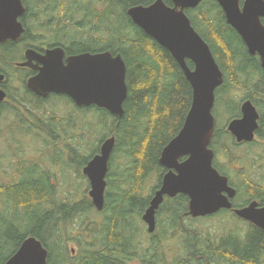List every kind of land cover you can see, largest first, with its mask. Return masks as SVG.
<instances>
[{"label":"trees","instance_id":"1","mask_svg":"<svg viewBox=\"0 0 264 264\" xmlns=\"http://www.w3.org/2000/svg\"><path fill=\"white\" fill-rule=\"evenodd\" d=\"M154 1L23 0L26 13L21 18L25 27L22 39L0 44V72L6 75L2 84L8 96L0 102V112H14L21 122L9 134L15 137L21 130L41 137L45 149L53 147L49 154L55 156L53 162L66 166L75 162L76 152L90 145L85 129L80 125L78 136L77 124L71 126L72 120L79 121V112L97 115L104 133L77 163L80 180H87L79 200L58 198L57 176L42 168L38 160H22L12 179L3 180L0 175V264L29 236L37 237L47 248V264H126L128 259L138 264H201L200 252L206 253L211 264L264 263V230L237 220L227 210L193 218L185 194L164 200L154 233L148 231L142 218L167 172L159 162L161 152L182 128L192 102V86L179 63L127 13L133 5ZM186 13L224 73L213 108L214 165L237 189L234 206L242 207L253 200L264 205V164L259 171L261 179L252 177L255 158L261 154L260 140L264 141V70L260 57L249 53L216 0H203L196 8H187ZM55 45L78 52L108 50L122 55L128 85L123 116L97 105L77 106L64 94L38 97L27 88L29 71L15 62L23 58L27 47ZM188 65L194 67L191 60ZM12 68L26 73L15 78ZM247 99L260 113L257 138L238 143L227 122L241 116V104ZM58 101L76 112L61 108ZM222 114L224 123L220 122ZM112 135L116 142L106 176L105 204L98 210L87 195L90 186L82 168ZM11 148L7 147L3 158L10 157Z\"/></svg>","mask_w":264,"mask_h":264},{"label":"water","instance_id":"2","mask_svg":"<svg viewBox=\"0 0 264 264\" xmlns=\"http://www.w3.org/2000/svg\"><path fill=\"white\" fill-rule=\"evenodd\" d=\"M202 1L155 0L127 10L135 24L170 51L192 86V102L184 124L161 152L159 162L167 172L142 216L149 232L156 229V213L166 196L187 195L189 213L200 217L233 208L232 199L237 194L229 176L214 165L216 154L211 147L216 127L213 113L216 89L224 83V73L209 44L186 13L187 8H196ZM216 1L249 53L260 57L264 70V0ZM25 13L23 0H0V43L22 38L25 27L20 18ZM25 57L17 65L38 70L27 80V87L38 96L64 94L79 106L97 105L113 115L123 116L128 85L127 65L121 54L107 50L66 57L65 49L58 46L45 53L28 48ZM188 60L193 62V68ZM5 79L6 75L0 72V83ZM6 98L7 92L0 86V102ZM241 113L228 122L227 129L239 143L253 141L260 113L250 99L242 102ZM115 142V135L106 138L100 152L83 167L90 183L89 196L98 210L104 208L106 176ZM235 213L264 230V206L257 200L236 208ZM47 261L48 250L42 241L29 236L4 264H47Z\"/></svg>","mask_w":264,"mask_h":264},{"label":"rangeland","instance_id":"3","mask_svg":"<svg viewBox=\"0 0 264 264\" xmlns=\"http://www.w3.org/2000/svg\"><path fill=\"white\" fill-rule=\"evenodd\" d=\"M11 73L16 78V75L23 76L26 72L20 69L12 68ZM58 104L60 105L61 108H64L66 106V104L63 101H58ZM66 109L68 111L76 112V110L73 109V107L66 106ZM78 118L79 121H77V123L75 120H72L71 123L73 124H71V126L73 128L75 124H77L75 126L77 127L75 131H77L76 133L79 136L80 125H81V127L84 128L86 131L85 136L88 139L90 145L85 144L86 146H83V149L85 148L84 153H82L83 149L81 151L76 152V156H74L73 158L75 162H71L70 164L66 165L67 166L66 167L65 164L63 163L53 162L55 156L51 158V156L49 155L53 153L52 152L53 147L49 149H45V144L41 137H37L34 134L28 135L21 130L19 131L17 130L14 134L15 137H12L9 134V131L14 130V128L17 127L18 124H20L21 122L14 115V112H9L6 110L0 112V129L3 130V132L0 133L1 134L0 156H2L0 175L4 177L3 180L12 179V177L17 175V170L20 167L22 160L25 161L38 160V163L42 168L49 169L52 173H54L57 176L55 182L57 185L58 198L62 200H67L68 198L70 200H75V199L79 200L83 196V191L86 189L87 180L85 178L80 180L81 177L77 170V163L78 161H81V157L83 155H87L88 153H90V151L94 149V147L97 145V139L100 138L104 133L103 132L104 128L102 127V125H100L97 115L93 113L79 112ZM224 121H225L224 115L222 114L220 118V122L224 123ZM61 126L62 123L58 127L59 130L61 129ZM8 139L10 140V142L8 141ZM260 142L262 144V148L259 150V154L260 153L261 154L255 158L256 168H254V173L252 175V177L255 180L261 179L258 176L260 172L263 171V164H264V141L260 140ZM60 143L62 144V142ZM8 146H12L10 150L11 155L9 158H3L5 154L7 155V152H5V150L7 149ZM245 149L246 147H244V150ZM16 152H18L17 156L15 155ZM82 173H83V168H82ZM262 181L264 182V179H262ZM87 195H89V192H87ZM215 225L218 228V224L216 223ZM169 254L172 255V252Z\"/></svg>","mask_w":264,"mask_h":264},{"label":"flooded vegetation","instance_id":"4","mask_svg":"<svg viewBox=\"0 0 264 264\" xmlns=\"http://www.w3.org/2000/svg\"><path fill=\"white\" fill-rule=\"evenodd\" d=\"M25 15V14H24ZM23 15V16H24ZM22 16V17H23ZM21 17V18H22ZM21 18H20V20H21ZM21 22H22V20H21ZM23 23V22H22ZM22 39V38H21ZM20 39V40H21ZM19 41V40H18ZM6 42V41H5ZM5 42H3V43H0V44H4ZM16 42V41H15ZM58 46H61V45H55V46H45L44 48H42V49H36V48H33V49H35V50H37L39 53H45V51L47 50V49H49V48H54V47H58ZM61 47H63L64 49H65V51H66V57H68V56H70V55H76V54H80V53H85V52H88V51H85V52H78V51H75V50H68L67 48H65L64 46H61ZM28 48H32V47H27L25 50H24V54H23V58L21 59V60H19V61H16L15 62V65L17 66V67H19V68H21V69H24V70H28L29 71V74H28V76H27V79H26V85H27V80H28V78L30 77V76H32V75H35L37 72H38V70H33V69H31V68H29V67H20V66H18L17 65V63H19V62H23V61H25L26 60V57H25V51L28 49ZM96 53V52H95ZM65 60H66V58H65ZM0 86L7 92V90L5 89V86H4V84H2V82L0 83ZM28 88V87H27ZM29 89V88H28ZM30 90V89H29ZM31 91V90H30ZM31 92H33V91H31ZM33 94H35L34 92H33ZM52 94H56V93H52ZM52 94H50V95H52ZM36 96H38L37 94H35ZM49 95V96H50ZM62 95V94H61ZM39 97V96H38ZM41 97V96H40ZM7 98H8V96H7ZM42 98H47V97H42ZM76 104V103H75ZM77 105V104H76ZM77 106H79V105H77ZM256 138H257V131H256V136H255V140H256ZM246 142V141H245ZM239 143V142H238ZM241 143H243V142H241ZM236 188V187H235ZM237 195V194H236ZM167 197H169V196H166L165 197V199L167 198ZM236 197V196H235ZM234 197V198H235ZM233 198V199H234ZM233 199H232V202H233ZM259 202V201H258ZM250 203V202H249ZM249 203L247 204V205H249ZM260 203V202H259ZM162 205V204H161ZM189 205V204H188ZM235 204L233 203V208H231V209H221V210H219L218 212H216V213H214V214H211V215H215V214H217V213H219L220 211H222V210H227L229 213H231L232 215H234L235 217H237V220H244V221H247V222H249V223H252V222H250V221H248V220H245V219H243V218H241V217H239L236 213H235V209L236 208H241V207H239V206H234ZM247 205H245V206H247ZM261 205V204H260ZM262 206H264V205H262ZM242 207H244V206H242ZM159 210V209H158ZM158 210H157V212H158ZM188 213H189V211H188ZM189 215L190 216H192L190 213H189ZM210 215V216H211ZM156 216H157V213H156ZM193 217V216H192ZM200 217H204V216H200ZM193 218H197V217H193ZM156 221H157V217H156ZM253 224V223H252ZM156 228H157V224H156ZM147 229H148V227H147ZM156 230V229H155ZM263 230V229H262ZM155 232V231H154ZM154 232H150V233H154ZM130 258V257H129ZM198 258L199 259H201V264H211V262H210V260H209V257L206 255V253H204V252H200L199 254H198ZM126 264H138L137 263V261H135V260H132V259H128L127 260V263ZM217 264H228V263H223V262H221V263H217ZM264 264V263H263Z\"/></svg>","mask_w":264,"mask_h":264}]
</instances>
